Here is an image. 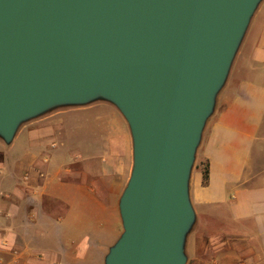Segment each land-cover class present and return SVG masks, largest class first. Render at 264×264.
<instances>
[{
	"label": "water",
	"instance_id": "water-1",
	"mask_svg": "<svg viewBox=\"0 0 264 264\" xmlns=\"http://www.w3.org/2000/svg\"><path fill=\"white\" fill-rule=\"evenodd\" d=\"M263 0H0V138L103 100L133 164L104 264H186L197 150Z\"/></svg>",
	"mask_w": 264,
	"mask_h": 264
},
{
	"label": "crops",
	"instance_id": "crops-1",
	"mask_svg": "<svg viewBox=\"0 0 264 264\" xmlns=\"http://www.w3.org/2000/svg\"><path fill=\"white\" fill-rule=\"evenodd\" d=\"M251 32L197 150L186 264H264V22ZM132 164L128 123L103 100L33 118L10 144L0 138V259L101 264L122 232Z\"/></svg>",
	"mask_w": 264,
	"mask_h": 264
},
{
	"label": "rangeland",
	"instance_id": "rangeland-1",
	"mask_svg": "<svg viewBox=\"0 0 264 264\" xmlns=\"http://www.w3.org/2000/svg\"><path fill=\"white\" fill-rule=\"evenodd\" d=\"M263 22H264V1L259 5L258 9L256 10L252 20H251V23L249 25V28L247 30V32L249 31V29L251 28V35L250 36H253L255 34V31L258 29V28H262L263 26ZM253 34V35H252ZM247 33L241 43V46L236 54V57L234 59V62H233V65L231 67V70H230V73H229V76L227 78V81L224 85V87L222 88V90L220 91L219 95L221 94V92L223 91V89L227 86V84L231 81V79L237 74V70H238V67L240 65V63L246 59L245 57L247 56V53H248V50H247ZM218 95V96H219ZM216 108H217V104H216V107H215V111H216ZM214 111V113H215ZM213 113V115H214ZM212 115V116H213ZM212 116L209 118L208 122L211 120ZM207 122V123H208ZM198 163V160L195 161V164ZM194 164V166H195ZM188 250L191 251V245L190 247L188 246ZM93 264V262L91 263ZM94 264H97V263H94ZM101 264H104V259L101 261Z\"/></svg>",
	"mask_w": 264,
	"mask_h": 264
},
{
	"label": "trees",
	"instance_id": "trees-1",
	"mask_svg": "<svg viewBox=\"0 0 264 264\" xmlns=\"http://www.w3.org/2000/svg\"><path fill=\"white\" fill-rule=\"evenodd\" d=\"M203 175H204V181L207 182L208 180V168L207 167H204L203 169Z\"/></svg>",
	"mask_w": 264,
	"mask_h": 264
},
{
	"label": "built area",
	"instance_id": "built-area-1",
	"mask_svg": "<svg viewBox=\"0 0 264 264\" xmlns=\"http://www.w3.org/2000/svg\"><path fill=\"white\" fill-rule=\"evenodd\" d=\"M0 264H11L10 262H4L3 260L0 259Z\"/></svg>",
	"mask_w": 264,
	"mask_h": 264
}]
</instances>
